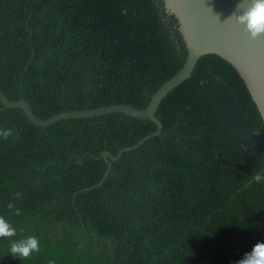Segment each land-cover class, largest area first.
Returning <instances> with one entry per match:
<instances>
[{"label": "trees", "instance_id": "obj_1", "mask_svg": "<svg viewBox=\"0 0 264 264\" xmlns=\"http://www.w3.org/2000/svg\"><path fill=\"white\" fill-rule=\"evenodd\" d=\"M186 56L163 0H0V90L40 119L146 108ZM156 116L162 133L83 190L105 174L103 150L157 125L114 112L42 127L0 101V130L15 133L0 137V216L17 232L0 238V264H235L264 242V183L249 184L264 171V119L237 68L201 56ZM29 236L39 253L8 254Z\"/></svg>", "mask_w": 264, "mask_h": 264}, {"label": "water", "instance_id": "obj_2", "mask_svg": "<svg viewBox=\"0 0 264 264\" xmlns=\"http://www.w3.org/2000/svg\"><path fill=\"white\" fill-rule=\"evenodd\" d=\"M163 1L166 11L178 20L179 30L186 43L187 56L182 67L153 94L146 108H137L128 104H111L98 108L64 111L47 119H40L34 114L31 104L26 99L20 97L17 100H9L0 90L3 108H21L27 119L36 126L46 127L63 119L88 118L114 112L140 119L149 118L157 125L153 133L146 135L134 145L121 148L116 155L103 150L100 157H103L107 163L105 174L97 185L83 190L100 186L109 174L112 161L119 160L124 152L135 150L150 138L162 133L163 124L156 116L162 100L190 77L198 60L205 54H217L237 68L264 119V37L251 39L244 26L230 19L236 12L240 0ZM246 7L247 3H242L240 12Z\"/></svg>", "mask_w": 264, "mask_h": 264}, {"label": "clouds", "instance_id": "obj_3", "mask_svg": "<svg viewBox=\"0 0 264 264\" xmlns=\"http://www.w3.org/2000/svg\"><path fill=\"white\" fill-rule=\"evenodd\" d=\"M247 3V7L240 12L241 4ZM239 13V14H238ZM238 25L244 26L245 31L250 38L255 40L264 37V0H240L237 5L236 12L230 17ZM13 129L0 130V137L7 140L14 136ZM264 183V171H257L253 174L251 183ZM20 193L15 194L16 198L20 197ZM8 209H14L15 215H21V210L15 207L14 203H8ZM16 228L6 220L4 216H0V238H11L16 236ZM41 251L40 241L35 236L12 241L9 252L13 258L28 259L33 253ZM48 264H55L54 260H50ZM235 264H264V242H257L252 251L245 253L244 257L235 262Z\"/></svg>", "mask_w": 264, "mask_h": 264}]
</instances>
